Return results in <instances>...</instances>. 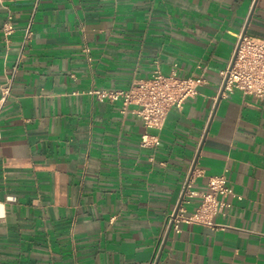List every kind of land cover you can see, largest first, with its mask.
<instances>
[{
    "label": "crops",
    "instance_id": "obj_1",
    "mask_svg": "<svg viewBox=\"0 0 264 264\" xmlns=\"http://www.w3.org/2000/svg\"><path fill=\"white\" fill-rule=\"evenodd\" d=\"M8 16L0 264H264V97L214 103L236 36L264 39V0H0V27ZM197 65L206 83L161 130L88 94ZM143 132L158 146L142 147ZM192 171L184 216L212 176L240 199L210 226L169 229Z\"/></svg>",
    "mask_w": 264,
    "mask_h": 264
},
{
    "label": "built area",
    "instance_id": "obj_2",
    "mask_svg": "<svg viewBox=\"0 0 264 264\" xmlns=\"http://www.w3.org/2000/svg\"><path fill=\"white\" fill-rule=\"evenodd\" d=\"M11 16L0 27L4 38H9L14 32ZM31 24L23 32L21 50L31 40ZM86 53L89 50L84 49ZM196 73L188 77H181L177 70H172L168 75H163L155 69L148 78L133 81L127 89L97 90L93 89L88 94L99 102L108 101L120 105V113L126 114L129 108L142 121L145 130H161L169 112L173 109L182 110L184 104L197 95L198 87L206 83L205 68L201 65L195 67ZM220 82L214 97V103L221 99L229 98L234 91L255 99L264 97V39L247 34L236 36L232 54L223 70L219 72ZM9 93V87L1 91L0 103L4 102ZM157 135L143 132L140 137L142 147L158 146ZM194 172H189L182 183V193L175 212L170 217L169 226L178 231L180 222L194 223L210 226L212 219L221 214L229 204L224 200L227 197L237 198L225 174L212 176L207 182V192L200 196V203L195 212L188 216L186 206L194 198L193 184Z\"/></svg>",
    "mask_w": 264,
    "mask_h": 264
},
{
    "label": "clouds",
    "instance_id": "obj_3",
    "mask_svg": "<svg viewBox=\"0 0 264 264\" xmlns=\"http://www.w3.org/2000/svg\"><path fill=\"white\" fill-rule=\"evenodd\" d=\"M2 205H0V209H2ZM3 215V212L2 211H0V216H2Z\"/></svg>",
    "mask_w": 264,
    "mask_h": 264
},
{
    "label": "water",
    "instance_id": "obj_4",
    "mask_svg": "<svg viewBox=\"0 0 264 264\" xmlns=\"http://www.w3.org/2000/svg\"><path fill=\"white\" fill-rule=\"evenodd\" d=\"M169 229H170V227H169Z\"/></svg>",
    "mask_w": 264,
    "mask_h": 264
}]
</instances>
